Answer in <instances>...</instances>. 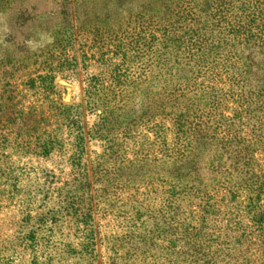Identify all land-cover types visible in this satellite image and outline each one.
I'll return each mask as SVG.
<instances>
[{"label":"rangeland","instance_id":"1","mask_svg":"<svg viewBox=\"0 0 264 264\" xmlns=\"http://www.w3.org/2000/svg\"><path fill=\"white\" fill-rule=\"evenodd\" d=\"M177 1L0 0L69 21L51 45L0 46L19 104L0 106V264H264V91L250 108L240 89L264 83L243 65L260 50L231 33L237 5ZM229 177L260 203L230 201Z\"/></svg>","mask_w":264,"mask_h":264},{"label":"trees","instance_id":"2","mask_svg":"<svg viewBox=\"0 0 264 264\" xmlns=\"http://www.w3.org/2000/svg\"><path fill=\"white\" fill-rule=\"evenodd\" d=\"M182 2V0H178L177 1V6L180 5ZM203 4H207L209 7L215 8L213 5H216L220 8L222 7H230L232 8L233 6L237 5L239 7L241 12L240 14H238L236 17H233V19L231 20V22H227L229 26H232L234 28H237L234 31H231V33L233 34V36H235V38L241 39L243 42H245V45H250L251 47L254 48H259L260 52L256 55V58H258L259 60L256 61H250V62H244L243 65L245 64V74H247L248 77L251 78H255L257 76H260L261 80L264 82V0H205L203 1ZM2 5V4H0ZM10 9V8H8ZM7 8L1 9L0 8V14L4 13L8 10ZM230 14H232L230 12ZM79 16V14H77ZM233 15V14H232ZM76 16V17H78ZM230 21V20H229ZM78 23H80L77 20ZM235 23H237L238 25H234ZM69 30V25L68 28L66 30V33ZM235 68H230L228 71L231 72V76H235V75H239L241 69H237L235 72ZM201 70H199L200 72ZM194 75V74H193ZM198 77H202L201 74H199ZM186 78V77H185ZM187 78L191 81L192 78L188 77ZM255 81H253V83L255 84ZM252 84V83H248L245 82L244 78L242 79V82L240 84V89L246 92L247 95H252L251 96V100L247 101V104L249 105V107L251 108V104L250 102H253V96H258L260 94H262L261 92L264 91V83L261 82V84ZM250 86V88H248ZM250 89V90H249ZM253 89H255V91H252ZM7 95V96H6ZM13 92H4V94L0 97V106H2L3 108H7V111L11 113V115H7L5 118H7L9 120L10 117L14 116L13 111H11V109H14V107L18 106L19 104H15V97L12 96ZM7 97V98H6ZM2 112V110H1ZM22 114V113H21ZM21 119L27 121L29 118L27 117H23V115H21ZM3 117V116H2ZM254 120L257 123L258 118H256V116H254ZM254 145H258L257 142H254ZM185 149V148H184ZM253 152V151H252ZM249 157H253V154L250 153L248 154ZM235 177H229L227 178V180H224L225 182L223 183L224 185L227 186V191L228 194L231 196L230 197V201L235 202L236 200H239L240 196H239V192L243 191L244 189H246L250 194H254L257 195L255 196V198L251 199V202L253 203L254 201H256V204L254 202L255 207L260 203L261 199H262V194L261 192L258 191V188L255 189L254 185L255 184H251L248 179H244L243 184H241V180L237 181V179H233ZM263 187V185H261L259 187V189H261ZM187 188V187H186ZM212 189L211 187L207 188L205 187L204 189L200 190L201 193L206 194L208 192V190ZM81 198H77L76 200H79ZM167 202V209L171 210L173 208L174 204L178 203V196L176 193H171V196L168 200H166ZM137 204V203H136ZM135 205V204H134ZM254 207V208H255ZM179 208V206H178ZM254 209L252 208L251 211H253ZM211 214H208L207 212H204V216L202 217L203 221H207V219L209 217H211ZM147 217V215H146ZM152 217V214H151ZM191 220H193L195 222V218L193 217ZM254 223L257 225L258 230L262 233L261 237H263V241H264V212L257 214L256 216H254ZM204 225V223H203ZM185 234V233H184ZM93 236L91 235L90 237H86V240L91 241L93 240ZM239 245H241V242L239 241ZM264 247V244H263ZM204 248V246L202 247ZM194 261L193 263H199V261L201 262L202 260L199 259L198 256H194L193 257ZM247 264V263H246Z\"/></svg>","mask_w":264,"mask_h":264},{"label":"crops","instance_id":"3","mask_svg":"<svg viewBox=\"0 0 264 264\" xmlns=\"http://www.w3.org/2000/svg\"><path fill=\"white\" fill-rule=\"evenodd\" d=\"M53 4L57 3L53 2ZM38 7L39 5L37 4L31 8L37 11ZM20 8L17 15L13 13L15 10L13 7L0 14V20L4 23L13 21L12 28L1 29L0 27V46H5L6 48H32V50H35L55 43V36L56 38L66 36L69 21H67V16L63 10L57 13L55 7L52 6L46 12L39 13L37 11V13L29 15L27 13L30 9L29 5L23 4ZM16 24H18L19 30L23 34L21 45H17L13 41Z\"/></svg>","mask_w":264,"mask_h":264}]
</instances>
